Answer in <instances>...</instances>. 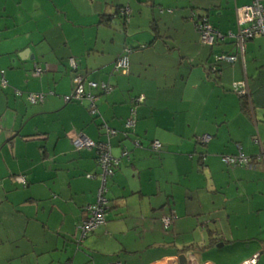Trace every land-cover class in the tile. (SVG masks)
<instances>
[{
    "label": "crops",
    "instance_id": "0c3cea01",
    "mask_svg": "<svg viewBox=\"0 0 264 264\" xmlns=\"http://www.w3.org/2000/svg\"><path fill=\"white\" fill-rule=\"evenodd\" d=\"M251 2L0 0V264H178L181 255L264 264V168L253 142L264 143V39L246 40L241 55L227 37ZM120 7L127 26L114 16ZM201 18L225 39L202 44ZM122 57L127 69L115 71ZM76 74L98 85L86 86L94 107L64 101ZM235 83L250 93L248 113ZM27 93L46 97L32 106ZM78 138L108 143L120 159L105 183L97 151L76 148ZM239 152L252 165L221 161ZM103 184L105 224L78 247Z\"/></svg>",
    "mask_w": 264,
    "mask_h": 264
},
{
    "label": "built area",
    "instance_id": "2783aa9c",
    "mask_svg": "<svg viewBox=\"0 0 264 264\" xmlns=\"http://www.w3.org/2000/svg\"><path fill=\"white\" fill-rule=\"evenodd\" d=\"M262 2L264 0H252V2L241 8L236 10L237 12V22L239 26V32L237 35L229 34L230 38H233L237 45L238 53L241 55L243 54L244 50V43L246 40H249L255 36H261L264 39V7ZM121 14L123 16H129L130 12L127 8L121 10ZM197 29L200 32V41L202 44L207 46H213L216 39L224 40L225 37L221 35V33L216 32L212 26L208 24L206 18H201L197 22ZM125 52L129 53V50H125ZM236 60L235 56H218L216 58L217 62L224 61V62H234ZM69 67L70 70L76 71L77 70V63L76 61L71 58L69 59ZM128 67L127 58L122 57L120 58L114 66L115 71L124 70L126 71ZM34 73L36 75H40L42 73V69L38 68L37 66L34 67ZM1 87H6L7 82L3 77V73H1L0 78ZM73 90L71 95L64 98L65 102L75 101V102H83L87 100L90 102L91 107L93 106V102L95 97L91 94V92H87L86 86L89 90L97 89L98 85L93 82H86L84 77L80 75H75L72 79ZM101 90L104 93H109L111 88L106 84H101ZM233 91L239 94L240 96L247 94V89L244 83H235L233 84ZM45 94H35L30 93L27 95V101L31 105H36L38 103H42L45 99ZM144 100V98H138L136 101L140 103ZM95 114V109L91 111ZM134 126V122L132 119L126 121L125 128L128 130H132ZM108 131V130H107ZM110 133V132H109ZM116 132L114 131L113 134ZM209 141V137L205 136L201 138L202 143H207ZM138 145V143H136ZM74 146L78 149H91L94 148L97 151V163L101 169V176L103 177V182L107 177L112 176L115 169L120 166V159L114 158L111 155L110 146L108 143H95L90 140L78 138L74 141ZM260 153L258 155V160L263 163L264 166V143H260ZM161 147L159 142H154L152 144V148L157 150ZM128 152L124 149L122 156H127ZM223 162L228 165L234 164H246L250 165L251 159L240 155L238 157H224ZM18 182L25 184L26 181L23 177H18L16 179ZM105 186L104 184L101 186L100 190L98 191L97 201L94 204L88 205L85 208L86 217L82 224L79 226V238L77 242L83 241L89 234L93 233L97 228L105 224V212L107 206V200L104 197ZM172 221L171 217L163 218L162 222L163 225L168 227ZM119 264V263H113ZM190 264H198L191 262ZM205 264V263H204ZM243 264H257L256 257L252 258L248 261H245Z\"/></svg>",
    "mask_w": 264,
    "mask_h": 264
},
{
    "label": "trees",
    "instance_id": "16d2710c",
    "mask_svg": "<svg viewBox=\"0 0 264 264\" xmlns=\"http://www.w3.org/2000/svg\"><path fill=\"white\" fill-rule=\"evenodd\" d=\"M122 9H124V7H120V8H117L116 9V13H115V17H117V18H119L120 20H121V22H122V25H124V26H127V24H128V19H129V17H130V15L129 16H123L122 14H121V10ZM110 18V17H109ZM108 17L107 18H105V17H103L102 18V22H109V19ZM198 21H195V24L197 25L198 23H197ZM214 29V28H213ZM199 35H200V32H199ZM207 46V45H206ZM208 47H211V46H208ZM36 66V65H35ZM34 66V67H35ZM214 70H216V67H213V72L214 73H216ZM72 71V70H71ZM77 75V74H76ZM0 86H1V84H0ZM232 90H233V87H232ZM28 94H30V93H27L26 95H28ZM241 98H242V100H243V110L245 111V112H249V110H251L250 108H252L251 107V99H250V93H249V91L247 92V94L246 95H242V96H240ZM136 101V100H135ZM28 102V101H27ZM71 102V101H70ZM143 102V101H142ZM142 102H140V103H142ZM39 104V103H38ZM31 105V104H30ZM37 105V104H36ZM33 106V105H32ZM126 124V123H125ZM125 130H126V136H128V133H129V131L130 130H128V129H126L125 128ZM204 137V136H203ZM209 137V140L211 139L210 138V136H208ZM198 142L200 143V144H202V145H206L207 143H202L201 142V140L200 139H198ZM253 142L259 147V149H260V146H259V139L257 138V137H255L254 139H253ZM261 143V142H260ZM263 143V142H262ZM153 144V143H152ZM152 144H151V149L153 150V151H160L161 150V148H162V145H161V147L159 148V149H157V150H154L153 148H152ZM259 153H260V151H259ZM240 155H243L244 157H245V155L244 154H242L241 152H239L238 154H235V155H223L222 157H221V161L223 162V158L224 157H238V156H240ZM259 155V154H258ZM258 157V156H257ZM224 163V162H223ZM252 163H253V160L251 159V165H252ZM261 164H262V166H263V163L262 162H260ZM225 165H227V166H232V167H236V166H248V165H246V164H234V165H228V164H226V163H224ZM263 168H264V166H263ZM83 241H81V242H77V240H76V244L78 245V247L81 245V243H82Z\"/></svg>",
    "mask_w": 264,
    "mask_h": 264
},
{
    "label": "water",
    "instance_id": "95a60500",
    "mask_svg": "<svg viewBox=\"0 0 264 264\" xmlns=\"http://www.w3.org/2000/svg\"><path fill=\"white\" fill-rule=\"evenodd\" d=\"M178 264H190V258L186 255H181L178 257Z\"/></svg>",
    "mask_w": 264,
    "mask_h": 264
},
{
    "label": "rangeland",
    "instance_id": "374dc122",
    "mask_svg": "<svg viewBox=\"0 0 264 264\" xmlns=\"http://www.w3.org/2000/svg\"><path fill=\"white\" fill-rule=\"evenodd\" d=\"M117 21L119 22L120 26L122 27V22L120 19H117Z\"/></svg>",
    "mask_w": 264,
    "mask_h": 264
}]
</instances>
